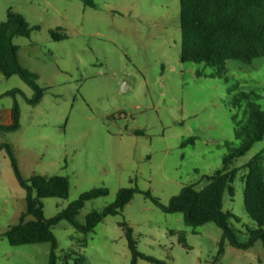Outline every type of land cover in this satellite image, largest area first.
Masks as SVG:
<instances>
[{
	"label": "rangeland",
	"instance_id": "1",
	"mask_svg": "<svg viewBox=\"0 0 264 264\" xmlns=\"http://www.w3.org/2000/svg\"><path fill=\"white\" fill-rule=\"evenodd\" d=\"M92 2L94 7L81 0H0V23L11 11L38 27L13 43L21 65L39 76L44 89L32 106L27 100L34 90L18 76L0 74V124H10L17 105L21 126L0 132V143L13 147L24 178L69 177L67 199L44 200L46 219L84 192L109 191L85 204L77 216L80 224L91 211L112 204L122 188L150 191L165 206L185 186L201 190L205 177L221 169L223 157L239 144L233 116L243 115L232 107L233 97L250 93L264 108V58L250 65L229 60L223 78H210L214 70L205 64L181 62L179 0ZM57 28L66 39H52L50 31ZM190 138L194 144L182 146ZM263 149L264 140L255 143L232 167H243ZM244 175L240 170L233 196L226 193L223 201L242 233L253 223L244 210ZM25 210L26 192L2 150L0 264H49V243L11 246L4 236ZM121 222L133 228L141 253L165 264H264L261 241L248 250L226 242L219 254L222 230L213 222L188 227L182 214L164 213L142 193L87 235L66 220L54 226L58 264L71 250L83 255L85 264H131Z\"/></svg>",
	"mask_w": 264,
	"mask_h": 264
},
{
	"label": "trees",
	"instance_id": "2",
	"mask_svg": "<svg viewBox=\"0 0 264 264\" xmlns=\"http://www.w3.org/2000/svg\"><path fill=\"white\" fill-rule=\"evenodd\" d=\"M81 1L94 7L92 0ZM179 4L181 62L205 64L214 70L210 78H223L226 74V62L229 60L250 65L255 59L264 58V0H179ZM34 29L38 27H30L22 15L8 11L6 20L0 23V74L5 78L20 77L35 92L34 97L27 102L37 106L44 96V89L37 84L39 76L21 65L19 48L13 43L14 37L28 38ZM60 32V28L51 30L52 39L61 41L67 38ZM13 94L14 92L8 93ZM250 95L240 93L233 97L232 107L242 111L243 115L240 120L233 116L234 138L239 144L223 157L221 169L205 177L207 184L201 190H197L194 185L185 186L165 206L150 191L140 192L133 187L122 188L118 190L116 200L112 204L91 211L84 224L77 221L80 211L87 202L107 196L109 191L106 188H94L82 193L56 216L46 219L43 213L44 200L67 199L70 191L69 177L33 174L24 178L14 156L13 147L8 143H0V151H6L14 176L26 192V210L21 214L18 223L7 229L5 238L11 246L49 243V264H58L61 258L57 254L58 242L52 231L54 226L66 220L80 233L87 235L107 216L120 215L134 195L142 193L164 213L182 214L188 227L196 228L213 222L222 230L219 254L223 252L226 242L241 250L252 248L257 241H261L264 246V149L243 167H232L255 143L264 140V108L251 101ZM20 127V112L15 105L11 110V123L0 124V132L13 133ZM186 144H194V139L184 141L182 146ZM226 144L232 145L233 142ZM240 170L245 171L242 177L244 210L253 222L251 226L244 228L243 233L234 227L232 220L237 221L234 215L223 209L224 196L226 193L233 196L232 184ZM119 225L127 240L131 264H138L139 260L165 264L141 253L133 228L126 222ZM239 235H246L247 240L240 241ZM181 240L185 242L183 234ZM63 259L64 264L86 262L83 255L73 250L66 253Z\"/></svg>",
	"mask_w": 264,
	"mask_h": 264
},
{
	"label": "crops",
	"instance_id": "3",
	"mask_svg": "<svg viewBox=\"0 0 264 264\" xmlns=\"http://www.w3.org/2000/svg\"><path fill=\"white\" fill-rule=\"evenodd\" d=\"M10 116H11V111H10ZM239 239H240V241L245 242L247 240V237H246V235H239Z\"/></svg>",
	"mask_w": 264,
	"mask_h": 264
}]
</instances>
